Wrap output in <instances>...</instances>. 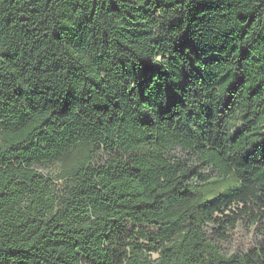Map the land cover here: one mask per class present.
I'll return each instance as SVG.
<instances>
[{
    "label": "trees",
    "instance_id": "16d2710c",
    "mask_svg": "<svg viewBox=\"0 0 264 264\" xmlns=\"http://www.w3.org/2000/svg\"><path fill=\"white\" fill-rule=\"evenodd\" d=\"M0 264H264V0H0Z\"/></svg>",
    "mask_w": 264,
    "mask_h": 264
},
{
    "label": "rangeland",
    "instance_id": "374dc122",
    "mask_svg": "<svg viewBox=\"0 0 264 264\" xmlns=\"http://www.w3.org/2000/svg\"><path fill=\"white\" fill-rule=\"evenodd\" d=\"M214 180H216L217 182L207 186V190L209 191V193H211V195L221 193L227 187L235 185V180L233 178H228L226 181H220V179L215 177ZM254 237V231L248 232L244 230V228L238 229L235 238L232 241V244L228 246V251L230 253H233L244 249L246 245L250 243L253 244Z\"/></svg>",
    "mask_w": 264,
    "mask_h": 264
}]
</instances>
